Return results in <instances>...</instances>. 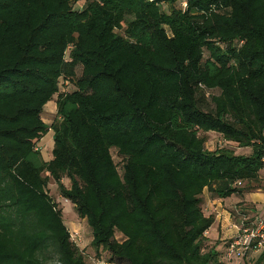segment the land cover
Wrapping results in <instances>:
<instances>
[{
  "label": "trees",
  "instance_id": "trees-1",
  "mask_svg": "<svg viewBox=\"0 0 264 264\" xmlns=\"http://www.w3.org/2000/svg\"><path fill=\"white\" fill-rule=\"evenodd\" d=\"M263 169L264 0H0V264H87L50 178L108 262L264 264L210 246L204 207Z\"/></svg>",
  "mask_w": 264,
  "mask_h": 264
},
{
  "label": "rangeland",
  "instance_id": "rangeland-1",
  "mask_svg": "<svg viewBox=\"0 0 264 264\" xmlns=\"http://www.w3.org/2000/svg\"><path fill=\"white\" fill-rule=\"evenodd\" d=\"M76 7H81V4H76ZM77 73H81V65L77 66L76 68ZM219 90H215V92H218ZM56 95L52 98V100L44 107V111L42 113L43 118L46 122H51L53 119V116L55 115V101ZM47 135H45L43 140L39 141V145L42 149L43 157L45 159H49L52 156V149H53V130L49 129L47 132ZM209 138L207 140V146L210 149H214L216 147L229 145L233 146L230 143H226V141L223 139L222 135L215 131L209 132ZM235 150L237 152H244L249 153L251 152L250 147L245 146H234ZM114 156L116 160H120V157L116 154L114 151ZM260 185L257 188H254L252 190H255L253 194L251 195L252 198H248V200H240L242 198L232 199L229 201L228 208L231 211L230 217L228 216V226H223L224 223L221 220V222H218L214 228L213 233L215 234L210 242L211 244H216L219 248V250H227V246L231 238H234L235 235L238 234V227L235 226V224H247L252 225L255 221V219H264V169L261 171V178H260ZM63 181L70 185V179L65 177ZM48 190L51 193V195L59 202L60 206L63 207V217L67 224V226L70 229L72 237H75L77 243L79 244V248L83 251L87 264H99L98 261H105L108 260L109 254L105 250H99L97 251L92 246V230L87 222V219L84 217H81L78 215L74 204L67 198L61 195L58 185L56 181L53 178H50L48 183ZM251 190V191H252ZM205 197L208 195V192H205ZM211 201L208 199V204ZM207 204L204 203V207L207 211H212L211 213L218 214L216 212L217 209L224 208V203L220 205L215 210H209V208L206 206ZM211 206V205H210ZM221 216V215H220ZM223 219V215H222ZM232 229V230H231ZM236 229V231H235ZM117 237L121 238V234L117 233ZM260 252L254 251L248 254L243 259L239 260H229L226 261L228 264H252L258 257Z\"/></svg>",
  "mask_w": 264,
  "mask_h": 264
},
{
  "label": "built area",
  "instance_id": "built-area-1",
  "mask_svg": "<svg viewBox=\"0 0 264 264\" xmlns=\"http://www.w3.org/2000/svg\"><path fill=\"white\" fill-rule=\"evenodd\" d=\"M239 183H241V181H239ZM235 226L238 227V234L235 235L234 239L230 243V246L228 247V256L245 255L247 251L252 248V243L254 241L257 242L258 247L264 246V219H257L252 225L240 224L239 226L235 224ZM98 262L99 264H115L106 260Z\"/></svg>",
  "mask_w": 264,
  "mask_h": 264
},
{
  "label": "crops",
  "instance_id": "crops-1",
  "mask_svg": "<svg viewBox=\"0 0 264 264\" xmlns=\"http://www.w3.org/2000/svg\"><path fill=\"white\" fill-rule=\"evenodd\" d=\"M57 98V97H56ZM52 100V99H51ZM51 100H49L47 103H46V105L47 104H49V102L51 101ZM55 102V107H56V109H57V102H56V100L54 101ZM45 105V106H46ZM56 109H55V112H56ZM54 117V116H53ZM50 129H52V128H50ZM53 130V129H52ZM45 135H47V133L45 134ZM45 135L40 139V140H43L44 139V137H45ZM52 138H53V135H52ZM39 144V143H38ZM53 145H54V139H53ZM40 146V145H39ZM41 148V147H40ZM41 152H42V149H41ZM42 155H43V153H42ZM255 190H252V191H249V192H245L243 195H240V194H232L231 196H227V197H224V198H210L208 195L206 196V198H205V203L207 204L206 206L209 208V210L211 209H213V210H215V209H217L220 205H222L223 203H224V208H222V210L221 209H217L216 210V212H218V214L216 215V214H214V213H211L212 211H207L206 213L207 214H213L214 216H215V220H214V223L210 226V228L207 230V232H206V234H207V236L209 237V240L210 241H212V239L214 238V237H212V235L214 236L215 234L213 233V231H214V228H215V226H216V224H217V222H218V225H219V222H221V220L223 221V223H224V225L223 226H228V216L230 217V215H231V211L228 209V208H230V207H226V206H228V203H229V201L230 200H232V199H237V198H242V199H240V200H248V198H252V194H253V192H254ZM208 199L211 201L209 204H208ZM211 205V206H210ZM221 215V216H220ZM222 215H223V219H222ZM232 230V229H231ZM235 231H236V229H235ZM212 234V235H211ZM218 247V246H217ZM217 249H219V248H217Z\"/></svg>",
  "mask_w": 264,
  "mask_h": 264
}]
</instances>
